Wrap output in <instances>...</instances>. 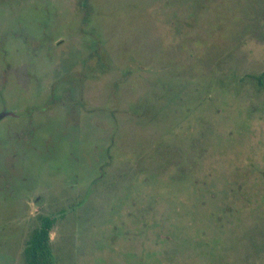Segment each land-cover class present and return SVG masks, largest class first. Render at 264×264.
Instances as JSON below:
<instances>
[{
  "label": "rangeland",
  "instance_id": "obj_1",
  "mask_svg": "<svg viewBox=\"0 0 264 264\" xmlns=\"http://www.w3.org/2000/svg\"><path fill=\"white\" fill-rule=\"evenodd\" d=\"M0 0V264H264V0Z\"/></svg>",
  "mask_w": 264,
  "mask_h": 264
},
{
  "label": "trees",
  "instance_id": "obj_2",
  "mask_svg": "<svg viewBox=\"0 0 264 264\" xmlns=\"http://www.w3.org/2000/svg\"><path fill=\"white\" fill-rule=\"evenodd\" d=\"M89 0H86L85 5ZM55 224L52 216H42L40 225L33 230L24 249L25 264H57L52 248L51 232Z\"/></svg>",
  "mask_w": 264,
  "mask_h": 264
},
{
  "label": "water",
  "instance_id": "obj_3",
  "mask_svg": "<svg viewBox=\"0 0 264 264\" xmlns=\"http://www.w3.org/2000/svg\"><path fill=\"white\" fill-rule=\"evenodd\" d=\"M8 114H12V113H2V114H0V119L3 118L4 116L8 115Z\"/></svg>",
  "mask_w": 264,
  "mask_h": 264
},
{
  "label": "flooded vegetation",
  "instance_id": "obj_4",
  "mask_svg": "<svg viewBox=\"0 0 264 264\" xmlns=\"http://www.w3.org/2000/svg\"><path fill=\"white\" fill-rule=\"evenodd\" d=\"M4 113H7V112H4ZM0 114H2V113H0ZM8 115H9V114H8ZM1 119H2V118H1ZM1 119H0V120H1Z\"/></svg>",
  "mask_w": 264,
  "mask_h": 264
}]
</instances>
